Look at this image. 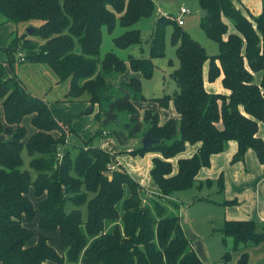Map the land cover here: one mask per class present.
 <instances>
[{
    "label": "trees",
    "instance_id": "1",
    "mask_svg": "<svg viewBox=\"0 0 264 264\" xmlns=\"http://www.w3.org/2000/svg\"><path fill=\"white\" fill-rule=\"evenodd\" d=\"M198 1L206 9L201 27L217 43L216 54L208 55L174 19L162 14L154 21L151 57L163 55V26L173 23L171 40L178 66L170 73L177 86L172 95L146 97L142 93L139 76H151V57L130 56L124 61L109 51L98 58L101 26L111 30L118 20L129 27L153 13V0H0L5 20L14 24L41 21L31 34L14 36L3 49L9 59L19 51L23 53L20 60L47 64L57 82L67 83L63 99L99 104L97 117L108 110L101 103L122 95L111 77L135 72L121 82L130 100L117 102L116 112L135 115L134 101H152L160 108L172 106L176 113L161 124L158 111H142L143 127L160 142L141 145L138 152L160 153L153 157L149 173L166 197L189 188L199 168L207 166L211 154L221 151L229 139L237 143L232 162L243 159L248 148L259 161L264 160V141L257 134L258 122L264 118V72L258 84L253 81V72L264 68V4L260 14L249 19L231 0ZM222 15L232 20L236 33H227ZM112 40L115 46H130L139 41V30L127 28ZM205 61L208 80L222 75L228 94L205 89ZM127 120L124 127L130 128L137 118ZM67 131L47 102L29 93L0 61V133L4 134L0 138V264H65L79 258L83 264H202L178 215L163 216L158 204L141 203L139 183L120 165L110 167L116 163L115 153L85 141L72 155L66 147ZM186 142L198 143L196 151L178 158L174 172L169 159L182 152ZM23 149L34 174L21 167ZM29 193L40 198L36 208ZM35 216L41 232L30 243L34 233L22 219L30 221ZM118 219L121 229L104 230L106 223ZM45 232L58 233L63 253L48 243ZM222 233L233 237L234 246L264 240V232H256L252 220H226ZM246 260L243 253L239 263L246 264Z\"/></svg>",
    "mask_w": 264,
    "mask_h": 264
},
{
    "label": "rangeland",
    "instance_id": "2",
    "mask_svg": "<svg viewBox=\"0 0 264 264\" xmlns=\"http://www.w3.org/2000/svg\"><path fill=\"white\" fill-rule=\"evenodd\" d=\"M153 2L155 7L153 13L149 16H143L139 18L138 21H136L129 27L120 25L118 20L115 21L114 26L111 30H108L105 25L101 26V41L98 52L99 59H102L104 57V54L109 51L113 52L119 59H122L124 61H126L130 56L151 57L150 42L155 31L154 21L158 16H160L157 15V9L162 10L163 15H166V18L175 20V17L179 15L180 7H185L188 10V13H184L182 16L183 24L180 25L181 29L187 32V34L191 38L196 40L205 49L208 55L216 54L218 52L217 43L214 40L210 39L201 27L203 15L201 13L202 8L198 0H153ZM233 2L235 3L236 0H233ZM39 24L40 21L33 23L30 21L26 23V27L29 25L37 26ZM3 27L7 29V33L4 42L2 43V45H0V61L4 65L5 71L9 75L18 78L24 85L26 90H28L31 94H34V96L50 100L52 96L59 95L60 92L57 90L58 88L56 86L57 76L47 64L20 60L19 55H23V53L19 51L14 52L12 58L9 59L7 53L3 49V47L9 42L11 38H13L14 36H20L23 32H25L26 27L24 29L22 28V30L20 24H14L12 22ZM127 28H137L139 30V41L127 47L115 46L112 39L115 36L121 34ZM172 31L173 23L165 22L162 30L164 44L163 55L158 57H151L153 63L151 76H139L141 78V90L146 97H156L162 96L164 94L172 95L173 92L177 89L174 79L170 76V73L173 71V69L177 68L178 66V60L175 54V45L171 40ZM27 37L37 41H41L36 36L27 35ZM75 48L76 50L79 49L77 43H75ZM207 66L208 61H205L202 70V77L204 76L205 79L207 78ZM117 76L118 75L111 77V80L114 85L113 87L119 89V91L122 92V95L118 96L110 103H101L100 106L105 105L109 108L110 106H113L114 103L111 104L112 102L130 100V98H123V91L125 89L121 87L122 80H120L119 82L117 81ZM117 102H115V105ZM133 104L138 109L137 114L126 116L124 113H117L114 105L115 113L113 115V118H111V120L106 123L108 125H102L111 130L110 136L112 138L113 130L120 129L124 132L125 137L129 142L127 146H130L133 150H135L134 153H129L124 150L126 149V147H120L121 150L117 151L118 154H121L126 158L129 157L128 155H135L136 157L141 156V154L138 152V148L141 146V138L146 133V129L143 127V123L140 127V122H142L143 119L142 111L144 109L155 110L153 108H150L151 103L145 105L146 107L139 105V108L137 107V103ZM94 105H97V109H99V104L95 103ZM131 117H136L137 121L130 128H125L124 124L128 121L127 119ZM25 124L26 127H31L29 122L25 121ZM121 124H123V126H121ZM132 127H138L140 129L133 131L130 134L127 131ZM100 134L102 136L107 135L106 132L101 131ZM3 136L4 134L0 133V138ZM94 136L95 138L99 137L98 134ZM76 144V142L72 141H69L66 144V147L69 148L72 155H74L77 150ZM155 152L159 153L158 151ZM21 156L23 157V164L21 167L27 168L31 174H34L33 170L28 165L29 157L24 149L21 151ZM116 165L117 164L115 163L113 165H110V167L112 168ZM110 176L109 178H111ZM214 189L215 184L211 187L206 183H203L202 185L193 183L189 188L175 192L178 199L175 197V195H173V198H171L170 195L165 197L160 193V195H151V197L147 198L145 196L143 197L142 195L141 203L149 204L150 206H155L158 204V206L161 207L160 209L162 210L163 216L178 215L182 228L187 233V237L189 238V240H191L190 242H192V244L196 245L197 247L198 254L196 252L195 253L197 254V256H200L202 264H237V262H234L233 260L225 261L223 257V255H225L226 253L232 251L228 249L229 242L228 244H226V240L230 238H226L228 237L226 236V240L224 242L222 240L223 234L220 231L223 220V209L205 200L206 198L213 199L218 196L216 193H214ZM184 194H186L187 196L185 199L186 201L181 202L183 198L182 196H184ZM28 195L32 199V202L36 208L37 202L40 198L33 197L31 193H29ZM196 197L199 198L196 199ZM203 197H205V199ZM118 211L120 218V215L122 214V209L120 208V206ZM152 211L155 212L154 207ZM22 223L33 231L34 237L30 241V243H33L38 233L41 232V230L37 226V216H35V218L30 221H25L24 219H22ZM114 227L121 229L123 227L122 221L118 219L116 221L108 222L106 223L104 230L109 232L112 231ZM45 233L49 235L48 243L54 246L59 252H62L59 246L58 233ZM193 234H195L194 238ZM65 264L83 263L79 258L76 263L72 261H66Z\"/></svg>",
    "mask_w": 264,
    "mask_h": 264
},
{
    "label": "crops",
    "instance_id": "3",
    "mask_svg": "<svg viewBox=\"0 0 264 264\" xmlns=\"http://www.w3.org/2000/svg\"><path fill=\"white\" fill-rule=\"evenodd\" d=\"M231 1L233 2V0ZM233 4L235 8L244 16L252 19L253 17H256L258 14H260L264 1L236 0V2H233ZM156 12L157 15L163 14L162 10L159 9H157ZM221 18L227 25V33L237 32L230 18L224 15H222ZM31 22L33 23L39 21L33 20ZM9 23L11 22L5 20L4 16L0 14V45H2L4 42L7 33V29H5L3 26L8 25ZM26 23L27 22H20L18 24L21 25V29H24L26 27ZM227 33L223 35L224 39L227 37ZM263 72L264 68L262 70L253 72V81L255 83L258 84L260 82ZM135 74V72L128 70L125 73L119 74L116 79L118 82L120 80L126 81L130 75ZM206 76V79L203 76V85L208 92L224 94L229 93V90L222 84V75L213 81L208 80V75ZM56 86L58 88L57 90L60 92L59 95L52 96L50 100L42 99L47 102L52 115L59 122V124H63L64 127L67 128L68 131L66 132V144L69 141H72L76 142V147H78L83 146L85 141H89V144L93 146H99L109 152L115 153L121 150L120 147H126L124 150L132 153L128 151L131 147L127 146L129 142L127 141L123 131L120 129L113 130L112 138L110 136L111 130L105 126H102L104 124L108 125L106 123L109 122L111 118H113L115 113L114 105L117 101L112 102L111 104L114 103L113 106H110L107 111L101 112L100 117H97V105H91L85 100L65 101L63 96L66 90V82H57L56 80ZM123 94V98L126 97L129 99L127 91L124 90ZM133 103H137L138 106H136L138 108L139 105L146 107L145 105L151 103L150 108H153L159 112L161 124L167 118L176 116L172 106L168 108H160L152 101H134ZM141 125L142 122H140V127ZM217 127H222V123L220 121L217 123ZM27 129L29 133L33 130L32 126L29 128L27 127ZM138 129L140 128L132 127L127 132L131 134V132ZM97 131L106 132L107 135L102 136L100 132L97 133ZM54 134L57 135L58 133L54 132ZM96 134H98V138H95L94 135ZM257 134L264 141V118L258 122ZM197 145L198 143L190 144L186 142L184 150L170 159L174 172L177 169V159L181 157H190L193 155V153L196 151ZM236 149V141L233 139L227 140L221 151L211 154L209 164L199 168L193 183H198L200 185L206 183L211 187L215 184L214 193H216L218 196L213 199H205V197L203 198L211 204L219 206L223 209V220L220 227L221 232L223 224L226 220H252L255 225V231L258 233L264 232V160L259 161L255 151L251 148H248L244 153L243 159L232 162L231 159ZM128 156L129 157L126 158L121 154H118V152L115 153L114 159L116 164L120 165L121 168H123L133 179L139 183L143 197L145 196L147 198L151 197V195H160L159 188L153 182L149 173L151 167L153 166V157L161 156L160 153L155 151H146L139 157H136L135 155ZM220 180L222 184L220 183ZM173 195H175V197L178 199L175 193L171 194L170 197L173 198ZM182 197L183 198L181 202L186 201V194H184ZM197 198L199 197H196V199ZM184 234L187 237V233L185 231ZM194 235L195 234H193V238ZM225 237L230 239L226 240ZM222 240L224 242L226 240V244L229 242L228 249L232 250L231 252H228L227 261L233 260L234 262H237V264H240V257L243 253H245L247 254L246 264H264V240L258 243H252L249 241L246 243L240 242L237 246H234L233 237L230 235L223 234ZM190 243L194 251L198 254L196 245L192 244V242ZM199 259L201 260L200 256Z\"/></svg>",
    "mask_w": 264,
    "mask_h": 264
},
{
    "label": "water",
    "instance_id": "4",
    "mask_svg": "<svg viewBox=\"0 0 264 264\" xmlns=\"http://www.w3.org/2000/svg\"><path fill=\"white\" fill-rule=\"evenodd\" d=\"M201 13L203 16L206 15V9H202ZM34 29H35V26L29 25L25 28V32L27 34H31ZM117 122H118V120H117ZM159 142H160V139L151 137V135L148 131H146V133L141 138V145L142 146H147V145H151V144H155V143H159Z\"/></svg>",
    "mask_w": 264,
    "mask_h": 264
},
{
    "label": "built area",
    "instance_id": "5",
    "mask_svg": "<svg viewBox=\"0 0 264 264\" xmlns=\"http://www.w3.org/2000/svg\"><path fill=\"white\" fill-rule=\"evenodd\" d=\"M184 13H188V10L185 7H180L179 15L175 17V21H176V23L178 25H182L183 24L182 16H183ZM129 151H132V149L130 148Z\"/></svg>",
    "mask_w": 264,
    "mask_h": 264
}]
</instances>
